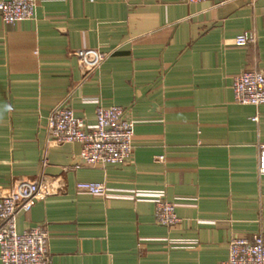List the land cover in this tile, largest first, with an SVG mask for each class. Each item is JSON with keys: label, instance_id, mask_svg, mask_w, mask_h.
Segmentation results:
<instances>
[{"label": "crops", "instance_id": "0c3cea01", "mask_svg": "<svg viewBox=\"0 0 264 264\" xmlns=\"http://www.w3.org/2000/svg\"><path fill=\"white\" fill-rule=\"evenodd\" d=\"M34 2L30 20L0 16V193L25 182L41 193L17 231L44 227L50 264H218L232 238L264 236V104L239 105L232 91L236 75L264 72V0ZM242 32L255 41L236 46ZM80 49L105 56L96 71ZM62 105L86 125L97 106L122 107L131 156L73 169L80 143L47 134ZM155 197L177 224L155 222Z\"/></svg>", "mask_w": 264, "mask_h": 264}, {"label": "built area", "instance_id": "2783aa9c", "mask_svg": "<svg viewBox=\"0 0 264 264\" xmlns=\"http://www.w3.org/2000/svg\"><path fill=\"white\" fill-rule=\"evenodd\" d=\"M205 0H185L197 3ZM34 0H2L0 16L5 24H15L34 17ZM255 41L251 32L235 36L234 44L246 46ZM80 66L86 74L96 71L105 56L92 49L76 52ZM233 100L239 105L259 106L264 104V72L245 71L232 81ZM257 121V116L251 118ZM47 134L58 145L80 143L79 161L72 168L95 165L123 164L132 153V122L125 118L120 106H97L94 123L86 125L76 118L68 105L53 109L46 120ZM257 173L264 175V144L258 146ZM79 191L91 195H105L106 187L101 182L81 181L76 183ZM36 182L19 183L0 193V263L1 264H50L47 253L48 232L36 226L18 232L16 216L19 211H28L31 201L40 196ZM154 219L159 225L170 227L179 222L173 204L161 197L152 198ZM218 264H264V236L262 232L251 239L234 237L228 243L227 258Z\"/></svg>", "mask_w": 264, "mask_h": 264}]
</instances>
